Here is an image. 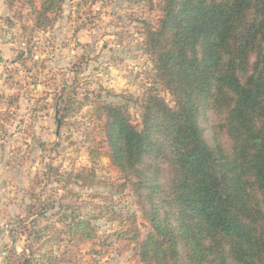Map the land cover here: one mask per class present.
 Listing matches in <instances>:
<instances>
[{"label": "trees", "instance_id": "1", "mask_svg": "<svg viewBox=\"0 0 264 264\" xmlns=\"http://www.w3.org/2000/svg\"><path fill=\"white\" fill-rule=\"evenodd\" d=\"M65 1L41 0L35 26H53ZM161 10L145 44L174 105L150 88L141 127L122 104L94 111L151 225L139 257L264 264V0H163ZM60 220L72 237L96 235L75 211ZM29 251L22 264H42Z\"/></svg>", "mask_w": 264, "mask_h": 264}, {"label": "rangeland", "instance_id": "2", "mask_svg": "<svg viewBox=\"0 0 264 264\" xmlns=\"http://www.w3.org/2000/svg\"><path fill=\"white\" fill-rule=\"evenodd\" d=\"M40 1L0 0V264H22L29 249L42 264H145L143 200L111 162L94 111L122 104L141 127L150 88L174 105L145 44L163 0H66L45 30ZM72 211L94 238L65 232Z\"/></svg>", "mask_w": 264, "mask_h": 264}]
</instances>
